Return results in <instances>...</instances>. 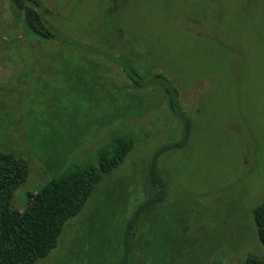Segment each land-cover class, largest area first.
I'll list each match as a JSON object with an SVG mask.
<instances>
[{
    "label": "rangeland",
    "instance_id": "1",
    "mask_svg": "<svg viewBox=\"0 0 264 264\" xmlns=\"http://www.w3.org/2000/svg\"><path fill=\"white\" fill-rule=\"evenodd\" d=\"M37 1L55 37L49 43L24 37L22 12L0 0V165L13 156L27 166L10 208L21 213L27 193L118 141H130V150L34 264L118 261L152 154L181 136L182 121L149 83L156 73L174 82L191 129L158 158L167 186L160 221L138 220L126 264L260 256L251 210L264 200V0ZM30 49L57 56L32 58ZM127 60L137 89L120 66Z\"/></svg>",
    "mask_w": 264,
    "mask_h": 264
},
{
    "label": "trees",
    "instance_id": "2",
    "mask_svg": "<svg viewBox=\"0 0 264 264\" xmlns=\"http://www.w3.org/2000/svg\"><path fill=\"white\" fill-rule=\"evenodd\" d=\"M11 2L23 14L21 25L24 37L33 38L40 43L54 40L52 27L45 20L37 0ZM29 52L32 58L35 54H46L52 58L57 56L33 49ZM120 66L130 80L131 88L137 89L142 86L132 60L121 62ZM149 83L158 87L166 98L171 113L182 121V131L178 140L158 147L147 164L146 193L123 227L120 257L116 264L127 263L132 232L139 219L151 216L154 225L155 220L160 221L157 208L166 200L167 186L157 166L158 158L180 148L187 141L191 129L189 118L179 107L178 90L174 82L156 73L150 75ZM122 100L134 105L139 102L136 98L128 96ZM115 102L116 100L113 101ZM129 150L130 141H118L110 150L96 155L93 163L79 165V168L70 174L50 180L36 194L27 193L26 206L21 213L10 208V198L23 183L27 166L22 159L10 156L9 162L0 165V264H34L46 258L56 247L64 224L81 212L102 177L117 169ZM251 217L256 239L263 252L258 257L248 255L244 264H264V200L252 208ZM152 233H155L154 229Z\"/></svg>",
    "mask_w": 264,
    "mask_h": 264
}]
</instances>
